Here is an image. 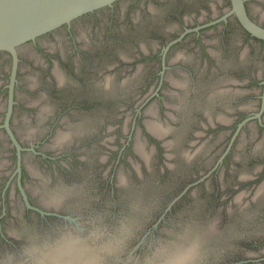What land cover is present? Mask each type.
<instances>
[{"label": "flooded vegetation", "instance_id": "obj_1", "mask_svg": "<svg viewBox=\"0 0 264 264\" xmlns=\"http://www.w3.org/2000/svg\"><path fill=\"white\" fill-rule=\"evenodd\" d=\"M244 4L264 27V0ZM231 9L117 0L22 44L15 70L0 51V260L69 223L24 191L147 241L219 218L208 264H264V39Z\"/></svg>", "mask_w": 264, "mask_h": 264}, {"label": "water", "instance_id": "obj_2", "mask_svg": "<svg viewBox=\"0 0 264 264\" xmlns=\"http://www.w3.org/2000/svg\"><path fill=\"white\" fill-rule=\"evenodd\" d=\"M117 0H0V51H7L13 55L14 60V70L17 66L18 62V48L30 41L34 40L37 37L57 29L58 27L70 23L77 17L89 13L91 11L106 7L108 5L113 4ZM232 1V9L231 12L237 13L239 19L243 26L249 30L252 34L264 39V27L253 21L247 14L244 0H231ZM11 112V105L9 113ZM8 121V120H7ZM13 140L17 143L16 138L13 133H11ZM19 148V163H20V144H18ZM20 170V167L19 169ZM23 196L25 200V204L35 210L38 211L42 216L44 215H58L64 217L69 220V223H65L64 225L58 226L54 230L44 229L39 232L37 236H44L45 234H55V231L61 227H74L81 231L82 233H87L91 226L87 227L81 224L77 218L72 215L61 214L57 211H52L47 209L49 206L54 205H46L42 203L40 205H33L26 193L23 191ZM56 208L58 207L55 206ZM130 218L122 217L118 223L109 226L101 225L106 229L107 233L111 234L114 230L119 226L121 221H125L129 224L132 229V235L127 240L125 251L114 257H106V264H133L135 258L142 257L146 253L150 252L157 239H152L151 241L146 240L145 236H140L139 229H134L131 223L128 222ZM96 224V223H95ZM157 224V223H156ZM213 224L216 229L212 233L201 234V231H204L209 225ZM98 225V224H97ZM111 227V228H110ZM220 227V219L214 218L212 219L206 226L202 228H194L191 230L188 229H180L173 234L176 233H184L187 232L190 237L195 238L199 237L202 243V262L201 264H208L207 262V252L208 245L207 242L213 238L216 233L219 231ZM16 238L20 237V234L16 232H12ZM36 236V237H37ZM135 238L138 241H135ZM163 238L168 239L169 236H164ZM34 239V238H33ZM32 239V240H33ZM28 244V243H27ZM23 244L17 251L7 252L3 258L0 260V264H23L24 255L23 248L27 245ZM19 248V247H18Z\"/></svg>", "mask_w": 264, "mask_h": 264}, {"label": "clouds", "instance_id": "obj_3", "mask_svg": "<svg viewBox=\"0 0 264 264\" xmlns=\"http://www.w3.org/2000/svg\"><path fill=\"white\" fill-rule=\"evenodd\" d=\"M56 203L57 201H51ZM132 229L125 221L111 234L100 225L93 224L87 233L74 227H61L55 234L37 236L24 248L23 264H106V257L125 251ZM202 243L187 232L160 237L153 249L135 258L133 264H201Z\"/></svg>", "mask_w": 264, "mask_h": 264}, {"label": "bare ground", "instance_id": "obj_4", "mask_svg": "<svg viewBox=\"0 0 264 264\" xmlns=\"http://www.w3.org/2000/svg\"><path fill=\"white\" fill-rule=\"evenodd\" d=\"M151 129L155 133L162 135L163 129L161 127L157 126L156 124L151 123ZM42 199H43L42 203L43 204H46V205H54V206H57V205H59L61 203L60 202V197L59 196H56V195L44 196ZM53 200H55L57 202L56 203L51 202ZM215 229H216V226L214 227V225L211 224L204 231H201V234L202 235H204V234L206 235L208 233H212V232L215 231Z\"/></svg>", "mask_w": 264, "mask_h": 264}, {"label": "rangeland", "instance_id": "obj_5", "mask_svg": "<svg viewBox=\"0 0 264 264\" xmlns=\"http://www.w3.org/2000/svg\"><path fill=\"white\" fill-rule=\"evenodd\" d=\"M261 11H262V13L264 12V8L263 9H261ZM115 144V143H114ZM138 146L136 145V149H138L137 148ZM144 150V151H143ZM141 152H139V149L137 150L139 153H140V155L143 157L144 156V154H146V152H147V154L149 153V149H143ZM1 157V156H0ZM145 157V156H144ZM2 159H4V158H6L5 156H3V157H1ZM150 160H152V156H151V159ZM140 161H141V159H140ZM119 178L120 179H122V178H126V180H127V175H126V172L124 171V170H122V169H120L119 170ZM244 191V189H240V190H238L235 194H236V196L237 197H240L241 198V193ZM245 193H247V192H245ZM243 201H245L247 198H246V196L244 197L243 196V198H241ZM96 222V221H95ZM96 224H101V223H98V222H96ZM106 224V222H103L101 225H105ZM107 225V224H106ZM11 228V227H10ZM35 230H37V229H35ZM152 239L150 238H148V241H151ZM5 251H7V252H11V250H9L8 248L7 249H5Z\"/></svg>", "mask_w": 264, "mask_h": 264}]
</instances>
